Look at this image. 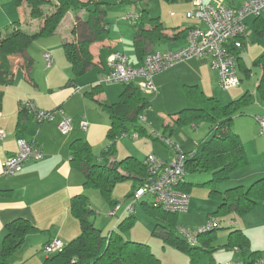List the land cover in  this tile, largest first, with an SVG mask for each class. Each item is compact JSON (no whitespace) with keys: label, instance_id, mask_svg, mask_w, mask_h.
Listing matches in <instances>:
<instances>
[{"label":"crops","instance_id":"crops-1","mask_svg":"<svg viewBox=\"0 0 264 264\" xmlns=\"http://www.w3.org/2000/svg\"><path fill=\"white\" fill-rule=\"evenodd\" d=\"M204 1L214 5L225 4L240 7L247 0ZM195 2L196 0L111 1L106 5L104 14L109 28L108 37L91 44L93 65L77 77L73 75L71 64L65 55L64 45L66 41L73 39L71 30L76 19L78 17L85 19L88 16L87 9L69 11L54 35L37 38L28 45L24 53L11 56L14 71L13 80L9 84L0 83V130L5 132V135L0 137V190L7 192L0 194V250L7 233L6 225L9 222L17 218H25L38 229L26 235L21 248L9 257V264H39L47 257V254L42 250L45 243L59 238L65 245L80 234V222L72 214L70 203L76 194L85 192V173L72 164L71 143L78 138L86 139L92 145L93 151L95 145L104 144L101 152L110 144L108 132L111 118L101 102H118L125 85L122 82L105 79L110 70L108 59L111 54L120 52L128 57L130 65L138 66L143 64L144 57L148 53L177 50L184 47L188 43L190 28L206 29L207 27L203 20L187 16V12L194 7ZM44 7L47 8V6ZM143 7L148 10L150 17L159 19L164 26L162 29L157 32L153 31L154 22L148 21L146 17L143 19L144 23L139 26L142 21L139 11ZM16 20L31 21L32 29L39 25V20L30 17L29 7L26 4L18 7L12 0H0V30L11 26ZM245 22L247 29L243 38V46L236 50V56H239L241 61L238 74L243 81V78L249 79L254 76L253 67L260 68L262 74L256 84L257 89L263 69L254 64L255 60L264 52V36L258 34L259 27L264 24V10L259 18L258 16H248ZM142 28L144 31L141 30ZM138 32H140V36H137ZM137 40L143 44L137 46ZM45 52H49L53 57V62L50 65L47 64L44 57ZM247 58H250L251 64L248 63ZM140 82L141 79H138L134 84L138 86ZM153 82L157 88V91L152 93L156 94L154 102L168 92L172 95L173 104H177L176 106L179 108L170 113L172 119H166L162 124L161 134L170 138L175 132L174 125H177L175 122L177 113L184 108L196 106L187 94V86H198L206 96L217 98L223 105L241 97L246 91H250L253 96L252 101L244 107L243 113L236 114L232 120V128L242 139L248 162L233 170L226 180L217 184V187L221 192L239 185L247 188L257 179L264 177V140L258 136L257 126L254 124L252 128L244 130L234 127L236 119L247 114V107L255 99V94L251 89L247 88L243 91L242 88H235L232 91H222L219 71L211 66L209 58H191L181 61L156 74L153 77ZM93 90L95 93L90 95L89 93ZM257 96L264 101L258 89ZM23 100L34 101L41 110L55 112L54 117L39 121L33 111H25L20 117ZM148 100L152 107L153 101ZM60 110H63L64 113H61ZM64 115L71 118L72 128L68 132H62L59 128ZM259 115L261 114H257V116ZM142 118L148 120L146 117L142 116ZM83 119L88 122L87 129H83L80 125ZM197 121L186 125L196 127ZM250 121L255 122L253 118ZM146 128L147 132L144 135L165 144L163 140L153 137L155 132L149 130L147 126ZM209 128L208 134L201 141L197 140V147H193L195 139L191 146L185 139L179 141L175 139L179 145L172 140L181 151L192 154L196 152L203 141L210 138L212 131L210 126ZM134 134L136 133L132 134L134 140L140 141V135L143 134L137 133L138 137H135ZM19 137L36 143L42 150L43 157L25 162L23 168L14 174L4 175L2 174L3 163L18 151ZM106 140L107 142L104 143ZM118 140L119 138L116 140L115 155L110 158L112 161L130 155L140 161H146L148 155L154 153L165 161L171 162L176 156L175 150L166 144L164 147H160L155 142L151 144L144 142L146 149L143 153L139 148L118 145ZM101 152L99 154L94 152L96 161H102ZM130 177L125 181L118 182L113 189V198L118 200L121 205L117 212V216L120 218L126 215L124 210L121 211L122 204L129 200L128 195L133 191L135 184L136 176ZM210 177L211 173L209 172H187L186 183L192 182L188 194L197 185L207 186L210 190L208 184H202ZM121 196L123 197L121 198ZM151 198L152 200H149L145 195L142 201L152 202L154 199L152 196ZM212 199L215 202L209 201L206 206L208 208L207 222L219 205L217 199ZM192 201L193 198L190 196L188 210ZM137 205L134 211L137 214H142V210L145 211L143 205L140 203L142 209H138ZM198 210L199 208L195 209L192 215ZM143 217L150 218L149 221L153 225L155 224L153 227L155 228L157 221L153 217L146 214ZM178 217L179 212L177 220H179ZM212 217L222 221V227L218 230L225 229L226 236L222 234V240L216 243L217 230L212 241L203 237L200 242L207 253L206 249H210L212 246L216 248L212 253L215 264H248L250 259L261 256L264 251V200H260L255 207L244 214H237L233 211L222 217L219 215ZM199 221L200 224H203L204 216ZM235 228H239L248 238V245L244 251L237 247L222 246L228 243L230 231ZM137 236L139 237V235ZM138 237L133 236L131 238L134 239L130 237L128 239L136 240L135 238ZM146 242L157 255L158 251L153 249L154 244L150 241ZM164 245L167 246V244ZM170 248L172 249L166 250H176L174 247L170 246ZM37 253H41V255ZM42 253L45 254V257ZM179 255L178 257H181Z\"/></svg>","mask_w":264,"mask_h":264},{"label":"trees","instance_id":"trees-1","mask_svg":"<svg viewBox=\"0 0 264 264\" xmlns=\"http://www.w3.org/2000/svg\"><path fill=\"white\" fill-rule=\"evenodd\" d=\"M12 1L18 7L26 4L29 7L30 17L39 20V25L32 29L31 21H26V25L22 26V22L16 20L11 26L0 30L1 84H9L13 80L14 71L11 56L24 53L28 45L37 38L54 35L69 11L87 9L89 11L88 16L85 19L81 17L76 19L71 30L73 39L66 41L64 45L65 55L71 64L73 75L75 77L82 75L93 65L91 44L108 37V23L104 19L106 5L111 1L129 2L130 0ZM44 6L49 7L47 9ZM139 13L140 18L142 17L139 26L144 23L143 19L146 17L148 21L154 22L153 31L157 32L164 27L158 18L149 16L146 8L143 7ZM141 30L144 31L143 28ZM258 34L264 36V24L259 27ZM137 36H140V32L137 33ZM136 44L140 46L143 43L137 40ZM232 50L237 55L236 50L233 48ZM237 65L240 70L239 56L237 57ZM254 65L263 69V75L257 89L260 96L264 98V52L255 60ZM124 85L125 88L118 102H101L111 118L108 132L110 144L101 152L102 161L99 162L94 159L92 145L86 139L78 138L71 143L72 164L84 171L85 186L98 189L110 207L119 204V201L113 198V189L118 182L125 181L132 175L136 176L133 191L128 195L131 198L137 188L150 180V171L145 161H140L131 155L119 160H110L116 152V140L129 131L128 122L133 125L138 133L147 132V128L141 123L140 118L144 111L150 107V101L133 82ZM186 91L196 106L180 110L175 122L185 125L195 123L197 120L210 122L212 131L210 138L203 141L196 152L185 153L188 155L186 159L188 173H211V177L202 184H208L210 197L219 201L218 209L210 216L209 220V222L215 221L216 225L200 232L197 244H191L178 232V212L167 211L154 200L149 202L141 199L138 204L141 203L145 212L157 221L154 231L160 233L170 245L190 255L191 264H196L201 251L204 250L200 242L202 238L206 237L212 241L217 230L222 227V221L214 219L212 216L219 215L222 217L233 211L237 214L250 211L260 200H264V177L257 179L247 188L239 185L221 192L217 187V184L226 180L233 170L246 165L248 162L242 139L232 128V120L236 114L243 113L244 107L252 101L253 96L250 91H246L241 97L225 105L221 104L215 97L206 96L196 85L187 86ZM94 93L93 90L89 94L93 95ZM25 111L28 110L23 107L20 117ZM153 137L163 140L166 136L155 134ZM191 185L192 182L186 183L184 180L178 188L188 193ZM4 193L7 192L0 190V194ZM70 208L72 214L80 222V234L65 244L62 250L47 254L44 261L39 264H161V259L147 243L130 240L125 236V232L133 226L137 219L135 211L126 214L123 218L121 217L114 229L103 234L102 230L95 225L96 211L92 207L90 196L87 193L76 194L71 199ZM37 229L25 218H17L9 222L6 225L7 233L0 250V264H9V257L21 248L26 235ZM247 245L248 238L246 235L239 228H235L230 231L228 243L222 246L237 247L244 251ZM214 249L216 248L212 246L206 250L213 253ZM255 259H250L249 262ZM210 264H215L213 259Z\"/></svg>","mask_w":264,"mask_h":264},{"label":"built area","instance_id":"built-area-1","mask_svg":"<svg viewBox=\"0 0 264 264\" xmlns=\"http://www.w3.org/2000/svg\"><path fill=\"white\" fill-rule=\"evenodd\" d=\"M263 10L264 0H247L240 7L225 4L214 5L204 0H196L194 7L187 12V16L203 20L207 25L206 29L190 28L187 45L177 50L148 53L145 55L142 65H130L125 54L115 52L108 59L110 70L105 79L123 84L134 83L141 79L138 87L144 93H155L157 88L153 77L156 74L186 59L209 58L211 66L219 71L220 85L223 88L236 86L241 79L238 74L237 57L232 48L237 50L243 46V38L247 29L245 19L248 16H261ZM44 56L47 64L50 65L53 62L52 55L45 52ZM21 105L28 111H33L39 121L52 119L55 114L52 111L39 109L31 100H23ZM60 111L64 113L63 110ZM257 120L262 127L261 133L264 134V115L257 116ZM80 125L83 129L88 128V122L84 119ZM59 128L62 132L71 130V118L64 115ZM4 135L5 132L0 130V137ZM134 136L138 137V134L136 133ZM163 141L175 150V158L171 162H167L154 153L148 155L145 162L150 171V180L136 189L124 209L125 214L133 212L135 206L145 195L152 196L157 204L170 212H180L188 208L190 195L178 188L187 174L186 159L188 155L181 151L170 137H164ZM18 147V151L3 163L2 174H14L23 168L25 162L43 157L40 147L32 141L19 138ZM120 208V204L114 206L109 216H117ZM119 219L120 217H118ZM214 225H216L215 221L196 229L179 225L178 232L191 244H194L197 242L200 232ZM63 247L64 242L56 238L46 243L42 250L45 254H52L62 250ZM249 264H264V251L259 258Z\"/></svg>","mask_w":264,"mask_h":264},{"label":"rangeland","instance_id":"rangeland-1","mask_svg":"<svg viewBox=\"0 0 264 264\" xmlns=\"http://www.w3.org/2000/svg\"><path fill=\"white\" fill-rule=\"evenodd\" d=\"M47 7H49V6H47ZM25 25H26V21L22 22V26H25ZM247 61H248V63L251 64L250 58H247ZM253 68H254L253 69V71H254L253 77H250L249 79L243 78V81H241L242 83L240 82L241 84L239 83L236 86H233L230 88H223L220 85V88L224 92L232 91L235 88H242L243 91H245L247 88H249L254 92L255 99L247 107V109H246V111H248L247 114L238 117L235 121L236 126L234 124V127L236 129H243L244 130V129L252 128L253 125L255 124L257 126V129H258L257 130L258 136L264 140V134L261 133V129H262L261 124L257 120V114L264 115V101H263V99H260L257 96V89H256V84L258 82L260 75L262 74V71L258 67H253ZM145 95L148 99H151L153 101V104H152V107L147 108L143 113V117H146L148 120H145L141 117L140 121L142 124L147 126L149 128V130L155 132V134H161L163 121L166 119H172L170 113L178 110L179 108L176 106L177 104H173L172 95L169 94L168 92L164 93V95L161 96L155 102H154V98L156 97L155 96L156 94L153 95L152 93H145ZM224 103H226V102H224ZM162 113H163V115H162ZM251 118H253L255 120V122L250 121ZM127 126H128L129 131L126 134L119 137L118 145H120V146L123 145L125 147L139 148L140 151L143 153L146 149L144 142H146L147 144H151V143L155 142V143L159 144L160 147L165 146V144L161 143V141L152 140L149 136L144 135V134L140 135V137H141L140 141H135L134 138L132 137V134L138 133V132L135 130V128L133 127V125L130 122L127 123ZM209 126H210V122L204 121V120H198L196 127H193L191 125H178V124L174 125V127H175V132L173 134L174 138L171 137V139H173L177 144H178L177 141H179L180 139H185V140H187L189 146H191L193 144L192 142L195 139L196 142H195V145L193 147H197V144H198L197 140L201 141L208 134V131L210 129ZM127 134H130V135H127ZM106 142H107V140L104 141V143H106ZM102 145H104V144H97L94 146L95 154L96 153L99 154L101 152V149L103 147ZM118 149H119V146H118ZM208 192H209L208 187L203 186V185H197L192 189V191L190 192L189 195L191 196V198H193V201L191 202L189 210L187 208L186 210L179 212V217H178L179 220H177L179 225L184 224L185 226L196 229V228L205 226L208 223L207 222L208 221L207 220V216H208L207 209L208 208H206V206H207L209 201L215 202V200H213L212 198L209 197ZM84 193H87L90 196L91 205L96 211V214L94 217L95 225L102 230L103 234H107L109 231L114 229V226L117 223L118 217H116V216L109 217V213H110L112 208L110 207L109 204H107L105 202V200L101 196L98 189L93 188V187H86ZM146 196L149 200H152L150 195H146ZM122 197L123 196H121V198ZM195 197H196V200H195ZM129 202H130V198H129V200L123 202L121 211L125 209V207L127 206V204ZM189 204H190V202H189ZM137 207H138V209L143 208L140 205V203L137 205ZM197 208H199V210L194 215H192V212ZM142 211L144 214L149 216L144 210H142ZM142 214L136 213L137 219H136L135 223L133 224V226L125 232L126 238H129V237L131 238L133 236L138 237L137 235H139L138 238H135L137 241H142L145 239L144 242L150 241V243H153L154 244L153 249H155V251H158L156 253L159 256V258L161 259V264H191L190 255H188L186 252H184V251L176 248L175 246L170 245L168 242H166L164 237L161 234H159L156 230L154 231L153 227L155 224L153 225L149 221L150 218L146 219L145 217H143L144 214H143V216H142ZM202 216H204L205 222L203 224H200L199 220L202 218ZM225 231H226L225 229L218 230V239H217L216 243H218L222 240V238H221L222 234H224L226 236ZM131 239H134V238H131ZM164 244H167V246H165ZM164 246L167 247L166 249H168V248L172 249V248H170V246L174 247V248H176L177 251L176 250L167 251L164 248ZM158 253H161V254H158ZM37 254L41 255V253H37ZM42 254H44V253H42ZM178 254H180L179 256H181V257H178ZM44 257H45V254H44ZM211 260H212V253H209V252L207 253L204 250H202L200 257H199L196 264H209L211 262Z\"/></svg>","mask_w":264,"mask_h":264}]
</instances>
